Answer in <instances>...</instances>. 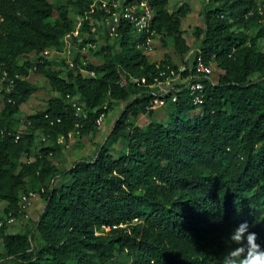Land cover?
I'll list each match as a JSON object with an SVG mask.
<instances>
[{"label": "trees", "instance_id": "trees-1", "mask_svg": "<svg viewBox=\"0 0 264 264\" xmlns=\"http://www.w3.org/2000/svg\"><path fill=\"white\" fill-rule=\"evenodd\" d=\"M94 1H67L82 22L78 37L89 34L81 45L95 43L89 25L111 17L116 0ZM128 1L146 3L152 15L149 32L136 39L120 20L113 44L90 49L98 65L82 67L76 57L69 68L43 55L61 52L63 38L76 29L65 7L48 0H0L1 215H20L27 182L40 187L45 202L28 231L6 234V225L0 227V259L12 264H221L235 246L229 233L245 221L264 248V51L258 49V41L264 43V4L207 0L203 26L194 37L204 63L220 71L217 83L201 81L200 105L182 89L170 103L168 122L140 127L130 119L152 116V98L130 78L149 85L164 80L167 67L177 71V66L167 55L150 62L137 44L159 37L166 47L169 39L183 59L190 48L181 24L191 9L182 4L169 11L170 0ZM32 73L45 78L57 96L27 118L28 131L19 132L15 117L37 91L29 82ZM129 97L94 159L74 163L48 189L60 174L51 162L61 149L58 140L93 134L110 107ZM37 134L49 145L38 148L30 161ZM119 141L126 150L114 158L108 145Z\"/></svg>", "mask_w": 264, "mask_h": 264}, {"label": "rangeland", "instance_id": "rangeland-1", "mask_svg": "<svg viewBox=\"0 0 264 264\" xmlns=\"http://www.w3.org/2000/svg\"><path fill=\"white\" fill-rule=\"evenodd\" d=\"M54 7L63 6L65 7L66 14L68 17L74 22L75 27L78 25L81 26L80 16L77 14L75 8L68 4V0H48ZM262 4H264V0H260ZM182 4L189 5L191 11L190 14L182 21L181 30L183 32V38L186 44L189 46L190 51L185 55L183 59L176 53L174 50L173 44L171 40H166L167 46L163 47L160 42L159 37H156L152 40V51L147 55V58L150 62H159L164 58V56H169L174 65L178 68L189 66L193 62L194 53L197 49V43L194 37L195 29L197 27L203 26L202 12L203 8L207 4V0H170L168 5V10L173 11L177 9ZM54 17H57L56 11H54ZM90 30L93 32V40L95 43V49L99 48V46H103L105 43H114V39H112L109 35L110 24L105 21L97 20L91 22ZM255 30L250 32V35H254ZM89 37L88 32L83 31L82 34L79 35L76 41L68 40V44L63 43V48L61 52L51 53L49 58L51 60H55L57 62L60 61H73L76 57L78 58V62L80 66L84 67L87 64L98 65L100 61L93 56L90 50L85 49L86 45H81L83 40H87ZM85 50H82V49ZM258 49L264 51V43L262 40L258 41ZM32 59V57H31ZM187 64V65H185ZM212 76L203 79L211 84H216L218 75L220 71H218L214 65H211ZM83 72V71H82ZM255 79V78H253ZM184 76H180L174 83H176V87L178 89H182L184 87ZM29 82L32 86L37 88V91L34 92L28 101L21 105L19 113L16 115V126L19 132H26L27 118L32 116L33 114L43 111L47 105V102L56 97L57 94L50 88L48 82L45 78L39 75L30 74ZM1 82H0V92H1ZM133 98L129 97L124 102H119L113 104L108 110L105 117L101 118L98 121V127L93 134L87 135L83 138H79L78 135H73L68 137L67 140H62L60 145V151L51 159V162L55 165V167L60 172L59 176H56L51 182L46 184L47 188L50 189L56 184L59 183V180L62 176L73 166L74 163L81 160H92L95 157V153L98 147H100L106 141L108 135L110 134L114 123L120 117L122 111L125 106L130 102ZM3 109L2 103V95L0 94V112ZM171 112L170 102H167L162 107H157L153 109L152 116L148 115H140L136 120L130 119L133 125L136 126H145L149 122L154 121L158 123L165 124L169 121V116ZM190 114L185 115L184 117ZM47 142L41 141L40 134L36 135L35 141V149L32 150V153L29 157V160L32 161L33 156L37 153L38 148L48 146ZM111 150V155L114 158H117L121 153L126 150V144L124 141H119L116 144L108 145ZM21 161H25V157H22ZM25 190L28 193L32 194L31 206L25 214L19 215L15 218L11 224L6 226V234H18L24 233L31 229L33 225L38 220L39 215L41 214L45 202L44 199L39 194L40 187L37 184H32L27 182ZM4 204H0V215L3 211ZM3 216H1L2 218ZM4 222V221H3ZM107 231V230H105ZM104 231V232H105ZM32 236L37 238L35 231H33ZM35 245V243H33ZM0 264H12L11 260L0 259Z\"/></svg>", "mask_w": 264, "mask_h": 264}, {"label": "built area", "instance_id": "built-area-1", "mask_svg": "<svg viewBox=\"0 0 264 264\" xmlns=\"http://www.w3.org/2000/svg\"><path fill=\"white\" fill-rule=\"evenodd\" d=\"M95 0L93 3H96ZM102 3L101 8L106 9V2L100 1ZM111 8L114 10L111 17L105 18L103 21L110 24L108 35L112 39H116L118 37V33L116 32V26L119 21L122 20L128 23L133 29L134 35H136V39H139L143 33L149 32V25L151 22V11L145 2H130L128 0H116L111 5ZM92 8V7H91ZM92 11V10H91ZM109 12L108 9H106ZM81 21V20H80ZM80 25L77 26L75 31L71 34L66 35L63 38V43L68 44V40H73V38H78V29ZM137 48L142 50L145 55L152 51V39L147 38L145 42H140L137 44ZM85 49H95V45L88 44ZM84 48L82 50H85ZM51 53H57L55 51H45L43 55L49 58ZM197 54V55H196ZM66 64L69 68H74L73 61H67ZM168 70V74L165 76L164 80H154L152 84L147 85L144 79L137 80L130 78V82L135 84L137 87L145 89V94L152 98L151 107L148 109H155L157 107L164 106L167 102L174 103L177 100V94L182 90L186 89L189 92V95L192 97V102L194 105L202 104V91L203 84L201 81L203 79H207L212 76L211 64L206 65L199 53V50L196 49L193 57V62L187 66V68L182 67L178 68L177 71H173L166 68ZM188 70L189 74L184 78V87L182 89H178L176 87V83H174L183 72ZM3 76H6V73H2ZM162 72L161 75H163ZM93 76L92 73L89 74ZM211 84V83H210ZM214 85V84H212ZM67 99L69 97L67 96ZM75 108V112L77 115H81L85 118L84 111L76 104L73 103ZM98 124V122H97ZM78 127V125H76ZM73 135H77V133L69 134L68 137ZM63 139H59L58 143L60 144ZM33 195L28 193L27 195H21L19 204H18V213L20 215L25 214L29 207L31 206V200ZM1 216H3L1 218ZM0 216V227L3 225H9L12 221L15 220L16 217L13 216V212L8 213L7 215L2 214ZM4 221V222H3Z\"/></svg>", "mask_w": 264, "mask_h": 264}, {"label": "clouds", "instance_id": "clouds-1", "mask_svg": "<svg viewBox=\"0 0 264 264\" xmlns=\"http://www.w3.org/2000/svg\"><path fill=\"white\" fill-rule=\"evenodd\" d=\"M228 239L235 246L223 257L221 264H264V248L257 242V234L249 231L246 221L235 227Z\"/></svg>", "mask_w": 264, "mask_h": 264}]
</instances>
